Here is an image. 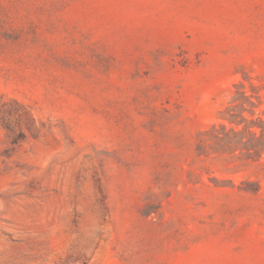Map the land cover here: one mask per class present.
Segmentation results:
<instances>
[{
	"label": "rangeland",
	"instance_id": "1",
	"mask_svg": "<svg viewBox=\"0 0 264 264\" xmlns=\"http://www.w3.org/2000/svg\"><path fill=\"white\" fill-rule=\"evenodd\" d=\"M0 264H264V0H0Z\"/></svg>",
	"mask_w": 264,
	"mask_h": 264
}]
</instances>
